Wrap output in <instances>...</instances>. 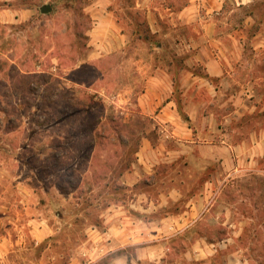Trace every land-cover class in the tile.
<instances>
[{
    "label": "rangeland",
    "instance_id": "1",
    "mask_svg": "<svg viewBox=\"0 0 264 264\" xmlns=\"http://www.w3.org/2000/svg\"><path fill=\"white\" fill-rule=\"evenodd\" d=\"M38 1L57 5L53 15H43L44 18H35L28 24H0V264H64L65 247H74L76 257L80 254L88 259L82 255V248L89 232L95 226L101 228L110 208L126 206L142 189L139 184L133 188L126 186L122 178L139 173L137 154L143 138L156 143L161 133L154 130L155 121L143 120L137 113L128 119L121 115L122 107L135 111L130 105L133 96L121 87L128 76L120 68L123 62L130 74L137 58L145 60L146 66L161 65L169 72L174 82L173 98L179 103L185 122L191 108L210 98L200 82L184 87L187 77L191 79L189 69L184 56L176 54L169 44L176 35L188 30L177 24L171 31L169 24L160 23L164 33L172 32V39H152L153 43H160V50L157 45L146 43L137 55L134 52L128 59L117 56L104 60L98 70L85 68L76 78L88 84L93 82L96 90L104 88L107 94H114L115 97L109 96L112 99L107 102V112L79 117L70 106L67 113V103H74L66 86L68 71L90 52V0L74 5L82 7L80 13L75 7L56 4L55 0ZM117 1L130 5L134 2ZM169 1L177 11L187 4L186 0L155 3L168 5ZM18 5L23 8L22 3ZM261 12L264 14V8ZM117 13L129 33L136 22L145 21L142 12L128 10L132 13L128 16L117 8ZM146 25L150 27L147 21ZM141 32L147 33L146 26ZM258 57L263 60L264 54ZM102 69L106 71L105 77L100 75ZM32 70L43 73L28 72ZM194 73L206 78L198 66ZM84 93L79 98H86ZM119 93L121 97L115 95ZM193 94L194 100H189L187 96ZM124 98L131 100L127 104ZM213 110L217 113V106ZM231 111L230 104L221 110L225 114ZM93 126H97L95 131H90ZM237 138L227 135L225 139L230 144L236 143ZM209 139L214 146L219 138ZM171 143L167 147L180 152L175 163L176 158H172L171 168L168 163L151 165L145 170L140 165L142 177L163 179L162 184L143 190L153 197L172 188L185 194L201 193L205 191V183L201 182L207 181L210 211L200 222V229L173 239L166 264H264V162L258 172L236 171L233 167L225 171L211 157L208 169L204 166L202 170L199 146L188 148L186 144L180 147ZM158 159L168 160L169 156L158 153ZM203 235L208 237L209 244L202 242Z\"/></svg>",
    "mask_w": 264,
    "mask_h": 264
},
{
    "label": "crops",
    "instance_id": "2",
    "mask_svg": "<svg viewBox=\"0 0 264 264\" xmlns=\"http://www.w3.org/2000/svg\"><path fill=\"white\" fill-rule=\"evenodd\" d=\"M37 1L30 0L24 5L26 0H0V24H28L35 18H44L41 9L46 5L52 8L46 16L53 15L54 5ZM133 1L131 5L117 0H90L88 3L87 14L92 25L87 33L91 39L90 52L87 58L68 71L66 86L71 90L74 103H67L66 112L71 106L79 117L92 116L96 109L87 112L88 97L79 98L83 91L86 96H94L95 101H102L107 112V102L112 99L109 96L115 97L114 94H107L104 88L96 90L93 82L88 84L76 78H80L85 68L98 70L99 63L104 60L117 56L128 59L134 52L137 55L139 48L146 45L121 25L117 8L124 12H142L156 38L172 39V32L164 33L160 23L169 24L171 31L177 24L187 29V33L168 41L176 54L184 56L189 69L191 79L187 77L184 87L200 82V86L207 88L210 98L191 108L185 122L179 103L173 98L174 82L169 72L161 65L148 64V67L145 60L139 58L132 62L131 74L127 64H121L122 72L128 73L121 87L131 93L134 99L130 105L132 103L135 108L133 111L122 107L121 115L128 119L137 113L143 120L155 121L153 128L161 135L156 143L148 137L143 138L137 154L139 173H129L122 178L126 186L133 188L139 184L142 189L126 206H113L108 210L104 227L91 230L82 248L89 250L88 259L78 254L71 264H166L173 239L195 228L200 229V222L210 211L209 182H201L205 183V191L201 193L185 194L172 188L153 197L143 190L159 184L162 178L142 177L140 165L145 170L151 165L168 163L171 168L173 159L176 158L174 163L177 161L180 152L178 148H168V143L180 147L186 144L188 148L199 146L202 170L204 166L208 169L211 157L225 171L233 167L236 171L250 169L258 172L264 162V59L258 57L264 54V14L261 12L264 0H186L187 4L180 11L171 1L168 5L157 4L155 0ZM18 3H22L23 8ZM197 66L210 80L194 73ZM100 75L105 77L106 71L102 69ZM115 95L122 96L121 93ZM187 98L194 100L195 97L193 94ZM124 99L127 104L131 100ZM228 104L232 111L228 114L221 112ZM215 106L217 113L213 110ZM159 126L170 131H162ZM227 135L238 137L236 143L229 144L225 139ZM215 136L219 139L213 146L209 144V138ZM163 152L169 156L168 160L158 159V153ZM211 152L214 153L211 155ZM201 238L203 243H210L207 236Z\"/></svg>",
    "mask_w": 264,
    "mask_h": 264
},
{
    "label": "trees",
    "instance_id": "3",
    "mask_svg": "<svg viewBox=\"0 0 264 264\" xmlns=\"http://www.w3.org/2000/svg\"><path fill=\"white\" fill-rule=\"evenodd\" d=\"M82 1L83 0H57L56 4L57 3L58 4H62L65 7H75L74 5H76V4H78V3L82 2ZM56 6L57 5H55V7ZM75 8L78 9L79 13L81 12L80 10H82V7H75ZM126 15H128V16L130 15L131 16L132 13H128V11H127ZM128 16H127V18H128ZM131 22H134V19L133 20L131 19ZM144 26H146V29H147V33L146 34L141 32V28L144 27ZM132 33L135 34L138 37L139 40H142V41H144L146 43H149L150 45L154 44V45H157V47L160 46V43H153L155 41H153L152 39H155L156 36L152 34L151 29L149 28L148 25H146L145 21L142 22V24L139 23V22H136L135 29H133ZM78 34L80 35L81 32L79 31ZM28 72L31 73V74L43 73V71L38 73L37 70H32V71H28ZM205 77L207 79H209V77L207 75ZM87 97H88V99H87L88 103L86 105V110H88L87 112H89L90 110H92L94 108L96 110L92 113V115H94L97 111H104L105 105H104V103L102 101H95V97L94 96H86V98ZM98 118H99V116H98ZM99 119H101V118H99ZM99 119H97V123H99ZM89 127H92V126L89 125ZM96 127L97 126H93V128H91L90 131H95ZM127 169H129V165H128ZM80 181L84 182L83 179L80 180ZM109 206H110V204H108L106 207H109ZM100 227L101 228H98L97 226H95V228L102 229L104 227V221L101 222ZM64 246H65V244H64ZM62 255H63L62 258H63L64 264H70L72 262V260L76 257L77 254L75 253V248L74 247H72L71 250H70V248L68 250V248L65 247V253L62 251Z\"/></svg>",
    "mask_w": 264,
    "mask_h": 264
},
{
    "label": "water",
    "instance_id": "4",
    "mask_svg": "<svg viewBox=\"0 0 264 264\" xmlns=\"http://www.w3.org/2000/svg\"><path fill=\"white\" fill-rule=\"evenodd\" d=\"M51 11H52V8L50 5H46V6L42 7V9H41V12L45 15L49 14Z\"/></svg>",
    "mask_w": 264,
    "mask_h": 264
},
{
    "label": "built area",
    "instance_id": "5",
    "mask_svg": "<svg viewBox=\"0 0 264 264\" xmlns=\"http://www.w3.org/2000/svg\"><path fill=\"white\" fill-rule=\"evenodd\" d=\"M89 250L88 249H84L83 251H82V255L84 256V257H88L89 256Z\"/></svg>",
    "mask_w": 264,
    "mask_h": 264
}]
</instances>
